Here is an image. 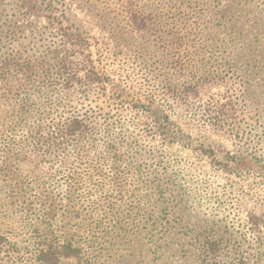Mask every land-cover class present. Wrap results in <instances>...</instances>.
I'll list each match as a JSON object with an SVG mask.
<instances>
[{
  "label": "rangeland",
  "instance_id": "rangeland-1",
  "mask_svg": "<svg viewBox=\"0 0 264 264\" xmlns=\"http://www.w3.org/2000/svg\"><path fill=\"white\" fill-rule=\"evenodd\" d=\"M78 1L95 3L85 13L79 2L66 1L90 26L89 17L100 18L101 7L108 20L117 19L110 1ZM202 2L213 20L216 49L191 64H197L196 75L216 76L206 90L237 102L238 135L185 131L194 143L171 147L123 111L122 125L111 131L116 159L104 142L103 119L84 107L90 93L81 89L67 96L60 87L48 88L49 100L61 101L48 104L46 93L21 86L42 81V71L26 74L11 67L7 79L0 78V264H42L39 250L67 244L77 250L75 256H61L56 264H264V243L248 223L264 211L263 171L254 166L225 172L212 159L214 150L231 162L241 153L264 163V80L253 77L264 72V0ZM20 3L0 0V56L30 60L31 67L41 60L53 68L57 59L50 52L60 41L45 11L27 17ZM107 25L100 21L92 28L115 43L122 58L121 64H106L107 74L117 83L129 73L130 92L143 96L162 77L165 63L144 44L139 47L148 36L107 32ZM28 90L34 102L20 113L19 95ZM73 107L93 122L83 158L71 147L47 148L34 139L37 131L46 135L64 122ZM205 239L217 241L220 250L205 255Z\"/></svg>",
  "mask_w": 264,
  "mask_h": 264
},
{
  "label": "trees",
  "instance_id": "trees-1",
  "mask_svg": "<svg viewBox=\"0 0 264 264\" xmlns=\"http://www.w3.org/2000/svg\"><path fill=\"white\" fill-rule=\"evenodd\" d=\"M66 1L21 0L20 7L27 17L35 18L41 11H45L44 17L48 28L60 41L56 49L50 52L56 55L54 58L57 62L52 68L48 65L43 66L39 60L31 67L30 60L19 61L10 57L9 53L2 52L0 78L6 80L11 67L15 70L19 68L26 74L35 73L38 69L44 73L42 81L36 85L25 83L26 85L21 86L28 84L36 93L41 95L46 93V97L51 92L47 91L48 88L56 92L60 87L64 91L63 93L60 89L62 95L67 96L81 89L86 94L90 93L91 97L87 99L84 107L87 111L96 113L98 119H103L101 124L105 125L104 142L108 143L107 147L112 157L116 159L120 154L118 148L112 144L116 138H111V131L116 125H122L120 116L123 111L130 113L133 120L138 119L140 123L142 122L145 133L146 130L150 131L152 136L158 137L162 143L171 147L194 143V139L192 140L185 131L194 133L195 130L196 132L207 130L219 138L239 134L237 102L229 96L213 94L206 90L205 86L216 78L215 75L205 72L201 76L195 74L198 64L196 57L208 51L213 53V49H216L213 44L214 37L212 38L213 20L207 18L202 0H102L104 5L112 2L117 19L108 20L107 16H104L107 13L106 9L101 7L96 13L100 18L89 17L92 18L89 20L92 26L85 21V17L75 15ZM69 1L74 5L79 2L82 6L81 11L85 13L95 5V3L87 5L78 0ZM57 5L61 8L59 9ZM100 21L108 22L107 32L121 31L123 35L148 36L147 41L145 40L139 47L145 45L149 48L150 54L161 57L165 63L164 74L153 82L148 93L140 96L130 92L132 85L129 84L132 77L129 73L122 74L121 77L124 79L117 83L107 74L106 64L113 61L121 64L122 58L117 55L120 52L115 50L117 49L115 43L112 45L106 37L100 36V32L99 34L92 32L95 22ZM103 25L106 27V24ZM195 59L197 64L192 65ZM184 77L187 78L185 82L179 85L175 83ZM253 77L264 80V72L258 70ZM32 95L31 92L20 93L19 96H23L19 101L20 113L27 111L29 104L34 102L28 101ZM47 99L48 104L61 102L58 99L49 100V96ZM23 109L25 111L22 112ZM75 109L73 107L68 110L66 120L58 121L49 134L40 135L37 131L34 136L36 143L41 142L47 148L71 147L77 158H83V153H80L86 148L94 128L92 120L79 114ZM210 145L208 144L209 147ZM212 157L214 161H219L220 168L225 172L229 169L253 170L256 166L264 175V163L257 155L242 156L241 153H237L236 159L231 162L225 156L220 159L212 150ZM248 223L253 234L264 243V211L260 216L250 217ZM202 250L205 255H211L217 253L220 248L217 241L205 239ZM74 252L77 250L69 244L48 246L39 250L36 258L42 264H56L59 257L75 256Z\"/></svg>",
  "mask_w": 264,
  "mask_h": 264
}]
</instances>
